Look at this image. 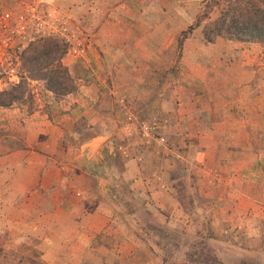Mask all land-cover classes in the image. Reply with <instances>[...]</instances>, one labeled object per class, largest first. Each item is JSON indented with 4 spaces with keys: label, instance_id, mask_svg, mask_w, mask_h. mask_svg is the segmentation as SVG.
<instances>
[{
    "label": "crops",
    "instance_id": "0c3cea01",
    "mask_svg": "<svg viewBox=\"0 0 264 264\" xmlns=\"http://www.w3.org/2000/svg\"><path fill=\"white\" fill-rule=\"evenodd\" d=\"M40 1L85 53L63 59L73 93L36 81L33 108L0 106V238L44 264H193L196 240L222 264L264 255V45L208 42L205 0Z\"/></svg>",
    "mask_w": 264,
    "mask_h": 264
},
{
    "label": "trees",
    "instance_id": "16d2710c",
    "mask_svg": "<svg viewBox=\"0 0 264 264\" xmlns=\"http://www.w3.org/2000/svg\"><path fill=\"white\" fill-rule=\"evenodd\" d=\"M207 1L210 12L214 9L220 10L219 16L205 25L204 33L208 42L212 44L217 38H223L264 45V0ZM205 10L198 20V25L204 21L203 18L209 17L210 12ZM66 51L62 42L55 38L39 40L32 44L23 55L25 79L19 86L0 92V106L9 108L23 103L25 92L22 89L29 78L44 81L46 89L55 96L62 97L73 93L76 83L63 63ZM195 253L194 250L188 256ZM218 264L222 263L218 260Z\"/></svg>",
    "mask_w": 264,
    "mask_h": 264
},
{
    "label": "built area",
    "instance_id": "2783aa9c",
    "mask_svg": "<svg viewBox=\"0 0 264 264\" xmlns=\"http://www.w3.org/2000/svg\"><path fill=\"white\" fill-rule=\"evenodd\" d=\"M43 4L40 0H11L0 7V92L23 82V55L39 40L59 39L67 45V53L76 57L85 53L71 24L50 13ZM127 121L146 144H168L158 119L146 121L129 113Z\"/></svg>",
    "mask_w": 264,
    "mask_h": 264
},
{
    "label": "rangeland",
    "instance_id": "374dc122",
    "mask_svg": "<svg viewBox=\"0 0 264 264\" xmlns=\"http://www.w3.org/2000/svg\"><path fill=\"white\" fill-rule=\"evenodd\" d=\"M205 9H207V12H210L209 2L207 0L203 3L202 14ZM219 14V9H214L213 11L211 10L209 17L203 18V22L209 23L210 21L216 19ZM60 42H62L67 50V45L62 40H60ZM66 67L69 69L68 66ZM69 71L73 72V70L71 69H69ZM71 76L76 83L74 72L71 73ZM36 81L46 85L42 80H32L29 78L27 79L26 84L22 89V91L25 92L23 103L26 105H30V108H33L35 104V94L33 93L34 85H39L37 83H34ZM168 235L170 234L167 232L163 233L164 238H168ZM189 244L193 252L194 250L196 251L195 255L191 254L190 257H188L189 259L187 258L190 262H192L193 264H218L216 256L212 252H208L206 241H189ZM0 250V264H44L41 258L40 247H37V242L34 239L19 242L14 241L8 237H3L0 238ZM253 256V258L242 257L240 258V261H237V263L235 264H264V255L255 254Z\"/></svg>",
    "mask_w": 264,
    "mask_h": 264
}]
</instances>
